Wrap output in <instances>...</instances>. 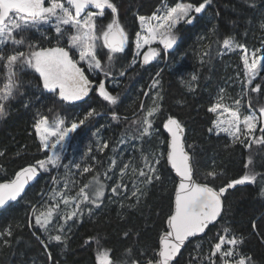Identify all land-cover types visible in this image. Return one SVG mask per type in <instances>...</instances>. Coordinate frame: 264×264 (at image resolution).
I'll list each match as a JSON object with an SVG mask.
<instances>
[{
    "label": "snow or ice",
    "instance_id": "1",
    "mask_svg": "<svg viewBox=\"0 0 264 264\" xmlns=\"http://www.w3.org/2000/svg\"><path fill=\"white\" fill-rule=\"evenodd\" d=\"M212 3L213 0H202L198 4L182 0L175 6L162 4L151 15H138L140 31L135 33L136 52L131 64L125 67L124 57L119 54L125 53L129 33L120 20L115 0H0V68L3 69L0 74V119L6 117L11 103L17 99L23 98L25 108L35 107L31 97L26 95V90L33 87L42 93H50L54 98L53 104L63 107L64 104L85 100L94 90L95 84V91L103 101L109 106L117 105L118 94L113 95L103 79L98 82L91 80L83 65L87 66L88 72L102 75L105 79H116L115 69L120 61L119 77H123L128 68H134L138 62L141 66L147 65L161 57L162 52L167 54L177 44V25L181 22L192 24L194 14L203 13ZM246 3L249 7H258L256 0H246ZM106 10H110L111 17L105 24L101 18L106 16ZM260 28L264 30V20L260 21ZM218 34L217 27L213 26L207 37L209 43L201 44V64L211 62V52L207 49L213 43H220L216 38ZM200 39L204 40L205 37ZM154 44L161 47L155 48ZM222 45L225 51L218 50L219 56L237 50L243 53L241 60L244 79L241 81L242 89L237 93L238 98H232L231 104L224 102L225 90L221 89L216 101L208 107L207 111L215 117L208 131L217 136L221 133L227 135L231 144L226 147L240 144L248 150L245 172L219 188L208 182H200L194 157L187 150L193 146L186 143L184 124L169 115L163 122V128L170 137L167 141L166 163L178 180L172 181L174 206L167 217V227L159 237V246L151 256L143 249L136 254L132 248H128L117 259L112 257L110 249L101 245L98 238L90 237L85 244L94 241L97 245L96 264H179L177 257L186 242L205 234L210 225L220 221L226 211L229 190H235L237 186L258 184L259 195L264 198V172L257 170L255 156L251 151L254 145L264 146V104L259 103L260 94L264 92V41L261 47L251 51L235 36L223 39ZM145 47L147 51H142ZM104 49L107 51L104 52ZM205 56L209 59L205 60ZM162 71L156 72L149 91L143 92L145 96L152 93L151 105L145 107L144 102H140L142 115L130 121L129 127L117 141L120 144L136 142L132 144V149L140 154V167L136 165L135 156L124 161L122 156L117 155L115 147L112 148L114 155L108 158L110 162L102 171L97 167L102 161L95 156L91 157V164L63 163L62 153L71 134L99 113L96 108H91L83 119L73 120L69 125L58 115L50 121L40 108H36L32 128L40 150L50 154L34 164L22 167L14 178L0 183V210L9 206V202H18V198L23 200L26 186L39 174L61 167L65 169L62 177H51L53 185L62 182L63 188H53L41 207H31L27 225L46 234V238L41 239L33 232L43 245L49 264H59L53 261L49 245L55 242L67 247L72 228L85 212L92 216L94 210L101 207L106 190L110 188L108 202L112 203L113 198L129 191L130 181V196L116 202L121 208H134L147 196L149 186L162 181V171L158 166L165 159V153L160 151L159 146L155 149L149 147L147 151L144 149L146 137L159 139L153 124L161 112L164 100L160 80ZM25 74L32 75V79L26 80ZM197 81L196 74L191 76L190 81H185L189 92H195ZM48 111L52 112L53 109L48 108ZM111 119L117 123L121 120L115 109ZM123 119L127 120L128 117ZM98 132L94 135H98ZM108 148L109 143L104 141L98 142L96 150L103 153ZM91 151L89 149V153ZM3 155L0 152V156ZM117 168V179L108 185L105 181L113 179L110 173ZM88 173H92L91 177L81 184L77 175L83 177ZM203 175L206 181L208 178L215 180L222 172L213 161L209 168L203 170ZM133 198L135 203L128 204L127 201ZM26 202L31 204L30 201ZM258 219L264 220V217ZM16 227L21 226L17 224ZM252 228H257V220H253ZM222 233H217V241L207 252L197 243L195 252L190 253L189 264L192 260L197 261V264H257L250 254L244 253L242 246L245 240L242 235H236L226 226L222 228ZM13 235L11 225L0 230V247H11ZM128 235V232L124 233L125 237Z\"/></svg>",
    "mask_w": 264,
    "mask_h": 264
},
{
    "label": "trees",
    "instance_id": "2",
    "mask_svg": "<svg viewBox=\"0 0 264 264\" xmlns=\"http://www.w3.org/2000/svg\"><path fill=\"white\" fill-rule=\"evenodd\" d=\"M115 2L119 7L120 20L129 33V43L125 53L119 54L124 57L123 63L127 67L134 57L135 33L139 31L137 16L151 15L162 4L175 6L182 0H115ZM183 2L198 4L202 0H183ZM256 3L258 7L253 8L248 6L246 0H213L203 13L194 14L195 19L192 24L181 22L177 25V44L167 54L162 52L161 57L147 65L141 66L138 62L134 68H128L123 77H119L120 61H118L115 69L116 79L103 78L106 88L113 95L118 94V103L115 106H109L94 91L90 92L89 97L83 101L64 104L61 107L60 104H53L54 98L46 91L42 93L35 87L26 90V95L31 97L35 107L25 108L22 103L23 98L17 99L11 103L6 117L0 119V152L4 153L0 156V182L12 179L22 167L34 164L48 155L47 152L40 150L39 141L32 128L36 108H40L50 121L58 115L68 123L83 119L91 108H96L99 113L89 118L72 135L63 156V163L91 164L93 163L91 157L95 156L102 161V164L97 166L102 171L110 162L108 158L114 155L112 148L115 147L117 155L122 156L124 161L135 156L137 167L142 166L139 152H134L132 149V144L136 142L120 144L117 141L129 127L130 121L142 115L140 102L143 101L145 107L151 105L152 93L145 96L143 92L149 91L156 72L161 69L163 71L160 80L164 100L161 112L153 124L159 139L146 137L145 151L149 147L155 149L159 146L160 151L166 153L167 138L163 131V122L171 115L184 124L186 143L193 146L187 150L194 157L193 162L198 169L197 178L200 182H208L219 188L229 180L239 178L245 172L244 164L249 152L240 144L226 147L231 144L228 137L217 136L208 131L215 117L207 109L215 102L219 91L228 83L231 74L228 55H217L218 50L224 51L223 39L235 36L249 50L257 48L264 40V30L260 28V21L264 20V0H256ZM106 13V16L101 18L105 24L111 17L109 11ZM213 26L218 29L219 34L216 38L220 43H213L211 48L207 49L211 52V62L201 64L200 55L203 51L201 44L209 43L207 37ZM30 35L38 34L30 33ZM201 37L205 39L201 40ZM204 59L208 60L209 57L205 56ZM2 72L3 69L0 68V74ZM193 74L198 76L197 87L195 92H189L185 81H190ZM24 78L32 79V75L25 74ZM91 79L95 82L102 80L100 75ZM48 108H52L53 111L49 112ZM113 109L121 117L119 123L111 119ZM125 116L128 117L127 120L123 119ZM97 130H99L98 135H94ZM104 141L109 143V148L100 153L96 150L97 144ZM75 142L77 144L72 146ZM89 149H92L91 153ZM251 151L255 156L257 170L264 172V149L261 146H253ZM213 161L222 175H218L215 180L208 178L206 181L203 170L209 168ZM158 167L162 171V181L149 186L147 196L137 207L121 208L116 202L125 196H130L132 187L130 181H128L129 191L113 198L112 203L108 202L111 196L110 188L106 190L101 207L95 209L92 216L85 212L72 228L67 247L55 242L49 245L53 261H58L59 264H96L97 245L94 241L85 244L90 237L98 238L101 245L110 249L112 257L117 259L121 258L128 248H132L136 254L138 250L143 249L151 256L153 250L158 248V239L166 228V220L172 209L174 193L172 181H175L165 159ZM64 171L65 169L61 167L39 174L36 182L25 192L23 200L19 199L0 212V230L9 225L14 230L11 247H0V264H49L44 247L33 232H36L41 239H45L46 234L27 225L31 207H41L53 188H63L62 182L53 185L51 177L54 175L62 177ZM117 173L118 168L110 173L113 179L105 182L112 185L117 179ZM91 175L92 173L83 177L78 176V179L82 184ZM259 191L258 184L237 186L235 190H229L225 203L226 211L220 221L209 227L203 236L186 244L177 257L179 264H189L190 253L195 252L197 243L204 252H207L217 241V233L223 234L222 228L225 226L236 235L244 237L245 243L242 248L245 254H250L257 264H264V220L258 219L264 217V198L260 197ZM26 201H30L31 204ZM127 203L134 204L135 199L128 200ZM253 220H257L255 230L252 228ZM17 224L21 227L17 228ZM125 232L129 233L127 237L124 236ZM191 264H197V261L192 260Z\"/></svg>",
    "mask_w": 264,
    "mask_h": 264
},
{
    "label": "rangeland",
    "instance_id": "3",
    "mask_svg": "<svg viewBox=\"0 0 264 264\" xmlns=\"http://www.w3.org/2000/svg\"><path fill=\"white\" fill-rule=\"evenodd\" d=\"M161 6V5H160ZM159 6V7H160ZM106 11H109L110 10H106ZM138 24H139V21H138ZM139 31H140V25H139ZM264 41V40H263ZM262 42V41H261ZM261 42L259 44V47H261ZM175 46V45H174ZM153 47L155 48H160L161 46L159 44H154ZM256 49V48H255ZM172 50V49H170ZM168 50V51H170ZM253 50V49H252ZM104 52L107 51V49H104L103 50ZM142 51H147V48L145 47ZM225 51V50H224ZM251 51V50H249ZM135 52H136V48H135V39H134V56H135ZM226 55H228V59H229V64H230V68H231V74L228 78V83L225 84V87L223 88L225 90L224 92V95H225V103H228V104H231L233 102L232 98H238L237 97V93H239L242 89V84H241V81L244 79V76H243V62L241 60V55L243 54L242 52H240L239 50H237V53H231V52H226L225 53ZM77 58H78V54H77ZM106 59V58H105ZM142 59V58H141ZM156 60V59H155ZM155 60H153L152 62H154ZM84 69H85V72L86 74L89 76V78H94L98 75L94 74V73H91V72H88L87 71V66L86 65H83ZM262 75H264V73H262ZM101 79H103L104 77L102 75H100ZM258 80L260 79L259 77L257 78ZM92 80V79H91ZM95 82V81H94ZM94 93L98 96L97 92L95 91V84H94ZM91 91V92H93ZM220 92V91H219ZM253 96H255L256 94H252ZM99 97V96H98ZM87 98V97H86ZM85 98V99H86ZM100 98V97H99ZM102 100V98H100ZM216 101V99H215ZM259 103L261 104H264V92H262L260 94V100H259ZM245 112H246V109H245ZM62 118V117H61ZM71 123V122H70ZM70 123H68L70 125ZM83 126V125H82ZM81 126V127H82ZM214 133V132H213ZM74 133L71 134L70 136V139L69 141L67 142L66 146H65V150L64 152L62 153V155L64 156L65 152L67 151V148H68V145L70 144V140L72 138V135ZM257 134H259L257 132ZM216 135V134H215ZM220 135H225L224 133H221ZM226 137H228L227 135H225ZM38 139V138H37ZM228 139L230 140V138L228 137ZM231 141V140H230ZM77 143L75 142L74 144H72V146L76 145ZM71 146V147H72ZM256 146V145H254ZM70 147V148H71ZM263 149H264V146H261ZM73 149L75 147H72ZM48 155L50 153H47ZM78 176L77 175V179H78ZM96 255V253H95Z\"/></svg>",
    "mask_w": 264,
    "mask_h": 264
},
{
    "label": "water",
    "instance_id": "4",
    "mask_svg": "<svg viewBox=\"0 0 264 264\" xmlns=\"http://www.w3.org/2000/svg\"><path fill=\"white\" fill-rule=\"evenodd\" d=\"M163 131H164V134L166 135V138H167V141L170 139V137H169V135H168V133L166 132V130L163 128ZM166 149H167V142H166ZM165 160H166V153H165ZM167 164V163H166ZM168 166V168L170 169V171L172 172V174H173V176H174V178H175V180H178V178L177 177H175V173H174V171L170 168V166L169 165H167ZM38 177H39V175L33 180V181H31L27 186H26V188H25V192L36 182V180L38 179ZM14 178V177H13ZM3 182H6V181H2V182H0V183H3ZM24 195V194H23ZM18 200H19V198H18ZM13 203H15V202H9V206L11 205V204H13ZM9 206H6V208L5 209H7ZM174 206V193H173V200H172V207ZM5 209H2V210H0V212L1 211H3V210H5ZM212 225H210L209 227H211ZM166 227H167V224H166ZM166 229V228H165ZM208 230V229H207ZM206 230V231H207ZM164 232V231H163ZM162 232V233H163ZM161 233V234H162ZM204 234H202L201 236H203ZM161 236V235H160ZM201 236H198V237H201ZM198 237H195V238H198ZM195 238H191V240H193V239H195ZM188 242H186V244H187ZM158 246H159V239H158ZM186 246V245H185ZM184 248H182V250H183ZM182 250H181V252H182Z\"/></svg>",
    "mask_w": 264,
    "mask_h": 264
}]
</instances>
